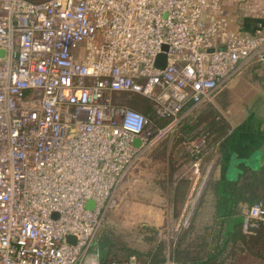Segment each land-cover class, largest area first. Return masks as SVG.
Returning a JSON list of instances; mask_svg holds the SVG:
<instances>
[{
    "label": "built area",
    "instance_id": "built-area-1",
    "mask_svg": "<svg viewBox=\"0 0 264 264\" xmlns=\"http://www.w3.org/2000/svg\"><path fill=\"white\" fill-rule=\"evenodd\" d=\"M0 50V264H139L100 262L91 249L113 191L188 113L264 59V24L234 29L224 0H0ZM118 94L145 97L156 118ZM199 163L173 239L198 205ZM259 223L255 204L242 229Z\"/></svg>",
    "mask_w": 264,
    "mask_h": 264
},
{
    "label": "rangeland",
    "instance_id": "rangeland-1",
    "mask_svg": "<svg viewBox=\"0 0 264 264\" xmlns=\"http://www.w3.org/2000/svg\"><path fill=\"white\" fill-rule=\"evenodd\" d=\"M236 1V12L239 14V2L245 3L246 6L257 3L261 9L259 13L264 14V0H255L254 2L252 0ZM226 5L228 6L227 3ZM245 9L247 11L250 8L245 7ZM227 12L230 13V10H227ZM125 96L128 95H115V101L122 103L126 101L127 97ZM134 103L131 102L129 105L135 108ZM206 107L214 110L219 115V118L228 125V132L216 142L209 154L205 153L208 156L207 160H205V154L203 155L205 142L201 147H196V143L191 144V141L197 140L198 137H205L207 134V129L204 130L205 123H203L193 128V131L189 134L190 136L182 140L176 148L171 150L167 148L166 155L157 149L156 151L144 153L113 191L112 200L114 203L112 207L107 208L105 211L102 226L104 225L105 228L109 229L119 242L126 244L129 248L145 251L150 244L147 239L152 234H155V238L159 239V241H166V237L169 239L174 235L173 230L179 221L192 183L197 176L189 171L186 172L188 162H183L184 148L182 147L184 143L185 146H189L193 154L196 150H199L200 153L196 154V157L202 156L196 183L199 184L202 177L205 179L198 205L188 227L194 226L198 214H205V210L208 208L207 205L203 206L202 203L210 197L209 184L221 175V144L231 134L233 128L250 116L257 119L258 122H262V125L264 124V63L256 68L255 66L248 67V69L245 68L237 78L230 81L214 98L199 105L185 117L189 118L200 113ZM176 130L177 128L172 134ZM179 135L183 138L181 133ZM186 142L189 143L187 144ZM171 143L172 141L169 142V148ZM172 159L173 161H170ZM210 162H213V166L210 172L206 174L204 170ZM171 166H176L173 174L170 172ZM165 172H169L168 176L177 181L176 186L179 184L178 181L180 179L186 181V184L181 183L179 185L178 192L172 197L173 200H171V195L168 194L170 190L166 191L162 183L164 182ZM158 210L163 212L167 210V216L172 213L173 220L169 217L166 222H162L161 219H157V216L155 219L154 213ZM171 241H174V239L171 238ZM240 261H243V264H264V259H251L248 255L242 256Z\"/></svg>",
    "mask_w": 264,
    "mask_h": 264
},
{
    "label": "trees",
    "instance_id": "trees-1",
    "mask_svg": "<svg viewBox=\"0 0 264 264\" xmlns=\"http://www.w3.org/2000/svg\"><path fill=\"white\" fill-rule=\"evenodd\" d=\"M262 63L264 59L252 63L249 67L255 66L256 68ZM124 95L128 96H125L126 101L122 103L129 105L135 102L133 109L150 118H156L155 109L145 97L136 94ZM166 121V119H159L158 123L164 124ZM203 123H205L204 130L207 129L203 155L209 154L216 142L228 132V125L208 107L189 118L185 117L177 126L175 133L159 142L151 151L157 149L165 154L167 148L170 150L176 148L182 140L190 136L193 128ZM180 133L183 138L179 135ZM170 140L172 143L169 148ZM183 153L188 154L185 151ZM206 155L205 160L208 158ZM189 159L194 160L195 158L189 155ZM175 168L176 166L170 167L172 174ZM168 173L165 172L162 183L171 187L176 180L169 177ZM179 181L176 189L181 183L186 184L185 180L180 179ZM208 189L213 199L211 222L200 228L191 225L179 233L174 241L169 243V246L165 241H158L154 244L153 242L157 239L155 234H152L147 239L150 244L145 251L131 249L119 242L103 225L91 249L99 254L100 262L123 261L130 255H135L139 264H167V260L171 261V264H223L226 259L232 262L239 260L243 253L251 259H264V223H259L251 232L245 233L242 229L245 212L255 204L264 206V159L258 165L239 162L235 176L212 180ZM167 247L168 253H166Z\"/></svg>",
    "mask_w": 264,
    "mask_h": 264
},
{
    "label": "crops",
    "instance_id": "crops-1",
    "mask_svg": "<svg viewBox=\"0 0 264 264\" xmlns=\"http://www.w3.org/2000/svg\"><path fill=\"white\" fill-rule=\"evenodd\" d=\"M254 1L255 0H252V2ZM226 3L228 4L229 7L226 5ZM224 5H225L226 10H230V13L227 12L228 18L231 23V26L236 30L252 32L254 31L256 22L260 21L264 24V14L259 13L261 9L259 8L260 5H258L257 3H253L251 4V6H246L245 3L239 2L238 12H240V14L236 12V9H237L236 0H224ZM245 7L246 8L249 7L250 9L246 11ZM239 75L240 74L236 75L233 79L237 78ZM186 143L188 144V142ZM182 148H184L183 150L186 152V154L188 153L194 158L196 157L195 156L196 154L195 153L193 154L189 146H185V143ZM152 149L153 148H151L148 152H150ZM221 152H222L221 153L222 154V165H221L222 168H221V175L219 178H223L226 176H232V177L235 176V174L237 173V166L239 162H245L251 165L260 164L262 160L264 159V124L262 125V122H258L257 119H254V117L250 116L247 120L240 123L237 127L233 128L231 134L221 144ZM188 154L184 155L183 153L184 155L183 162H188L187 167H186L187 169L186 172L189 171L191 173V167L195 159L194 160L189 159ZM201 159H202V156L200 157V161ZM176 187H177L176 181L173 182L171 187H169L167 184H164V188L166 189V191L170 190L168 194L171 195V200H173L172 197L176 195L175 193H177ZM156 189H157V186H156ZM202 205L203 206L207 205L208 209L205 210V214L202 213L196 216V219L194 222L195 228H200L203 225L211 222V217H212V212H213V208H212L213 199H212L211 193H210V197L206 199L202 203ZM159 210L154 213L155 219L157 216V219H161L162 222H166L169 217H171L173 220L172 213L170 216H167L168 215V213L166 212L167 210L166 211L164 210L165 212L159 211ZM165 239H166L165 242L169 246V243L171 242V238L167 239L166 237ZM158 241L159 239H157L153 243L155 244ZM168 252H169V249L166 251V253ZM245 255L246 254L243 253L242 256L245 257ZM241 258L235 262H232L229 259H226V261L223 264H243V261H240ZM170 263L172 262L167 260V264H170Z\"/></svg>",
    "mask_w": 264,
    "mask_h": 264
},
{
    "label": "water",
    "instance_id": "water-1",
    "mask_svg": "<svg viewBox=\"0 0 264 264\" xmlns=\"http://www.w3.org/2000/svg\"><path fill=\"white\" fill-rule=\"evenodd\" d=\"M163 48L166 49V46H163ZM0 54H3V51L0 50ZM165 61H166V56L164 54H159V55H157V57L155 59V66L162 68L165 64ZM91 205H92V202L90 200H88L86 206L91 207ZM65 239L68 241L73 239V241H74V237H72L70 235L66 236Z\"/></svg>",
    "mask_w": 264,
    "mask_h": 264
}]
</instances>
